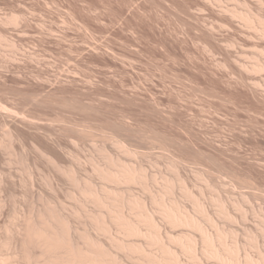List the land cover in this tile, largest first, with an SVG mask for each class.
<instances>
[{
    "label": "rangeland",
    "instance_id": "1",
    "mask_svg": "<svg viewBox=\"0 0 264 264\" xmlns=\"http://www.w3.org/2000/svg\"><path fill=\"white\" fill-rule=\"evenodd\" d=\"M140 204L186 264L167 236L220 262L166 206L263 264L264 0H0V263L153 264L113 240L160 254Z\"/></svg>",
    "mask_w": 264,
    "mask_h": 264
},
{
    "label": "bare ground",
    "instance_id": "2",
    "mask_svg": "<svg viewBox=\"0 0 264 264\" xmlns=\"http://www.w3.org/2000/svg\"><path fill=\"white\" fill-rule=\"evenodd\" d=\"M14 18L15 17H12V20ZM117 173H119L118 176L120 175V179H123L124 181L134 180L135 178L134 173L129 169H124ZM141 207V210H139L137 213V215L139 216V222L141 221V223H147L150 227V232L144 233L141 228L137 226L138 223L132 222V220H126L120 213L114 215V218L117 219L118 224L122 227V229H124L123 231H126L129 235L146 237L148 240L147 243L149 245H155L159 249L160 254H152L153 252H150L139 245L134 246V244L132 245L121 240H116L114 237L113 240L116 242L115 249H119L122 251L126 248L127 250L129 249L130 251L137 252L140 255L139 257L153 264H186L179 259V254H177L178 252L174 250L175 248L173 249V247L169 246L171 245L170 243L169 245H167L168 242L166 243L163 241V237L159 232L160 229L157 230L158 226L155 223L156 221L153 220V217L148 215L147 209L144 206ZM117 210L119 211V209ZM165 213L166 216L171 220V222L175 224L187 225L194 228L195 231L197 230V232H199L201 255H209L220 262V264H239V252L236 242H234L233 244H228L222 234H220L219 232H209L208 230L203 228L201 226V223H198L193 216H191L189 213L184 212L178 207L166 206ZM103 222L104 221H102V223ZM164 239H166V237ZM167 240H169V242L175 243L179 248L178 251L188 253L193 260L192 264H203L198 258L199 254L197 253V251L199 250V248H197V241L191 235L184 234L182 235V237H179L178 235L175 238L174 236H167ZM44 242L49 248H58L59 246L63 249L65 256L61 257L62 259L58 261L57 264H123L117 259L116 255L114 257L112 252L109 249L105 250L101 244H94L88 247L87 250H79L77 252H74L68 245H61L62 243L60 242V244L58 239L56 238L45 237ZM245 259L248 260L249 263L251 262V259H249L248 257H245Z\"/></svg>",
    "mask_w": 264,
    "mask_h": 264
}]
</instances>
